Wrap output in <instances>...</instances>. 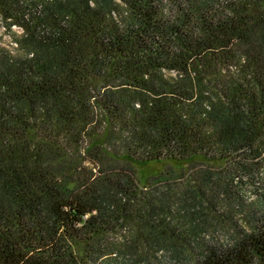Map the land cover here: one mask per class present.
Returning <instances> with one entry per match:
<instances>
[{"label": "trees", "instance_id": "1", "mask_svg": "<svg viewBox=\"0 0 264 264\" xmlns=\"http://www.w3.org/2000/svg\"><path fill=\"white\" fill-rule=\"evenodd\" d=\"M0 23V264H264V0H0ZM134 162L167 165L141 188Z\"/></svg>", "mask_w": 264, "mask_h": 264}, {"label": "rangeland", "instance_id": "2", "mask_svg": "<svg viewBox=\"0 0 264 264\" xmlns=\"http://www.w3.org/2000/svg\"><path fill=\"white\" fill-rule=\"evenodd\" d=\"M14 30L19 31L17 28H14ZM2 32L3 30L0 25V33ZM4 40L9 42V38L7 36L4 37ZM168 164L173 166L175 169H181L187 166L186 162L170 161ZM133 165L136 171L135 173L137 176L138 184L141 188H143L147 185V181L149 180V178L157 176L161 171L164 170L167 163L134 162ZM238 191L244 205H250L258 199L262 200V198L256 196L255 193L252 192L253 190L248 186L239 187ZM226 203H229L227 199ZM232 208H234L235 211L238 210V208L234 205H232ZM239 213L241 216H238V214L235 213L232 214V216L235 215L234 217H232L230 213L224 215L219 213L218 216L221 221H218L211 228L207 229V231L204 233L205 239L209 242L212 241L218 244L225 243L231 234H233L237 229L243 226L244 214L242 212ZM119 241L120 240L118 239V237L115 236L109 238L108 243L111 244L117 242V244H119ZM117 247L118 248H116L114 252L107 251L106 253H99V258L97 261L98 264H171L172 262V260L169 259L170 252L166 251L165 249L156 253H151L150 251H146L148 253H145V250L142 249L137 250L136 252H130L127 250V247L125 248L122 245H117ZM186 250L183 249L184 252L181 251L180 253H186L187 255ZM146 256V260H143ZM187 257L189 258V256H186L185 258L188 259ZM174 263L175 261H173V264Z\"/></svg>", "mask_w": 264, "mask_h": 264}]
</instances>
